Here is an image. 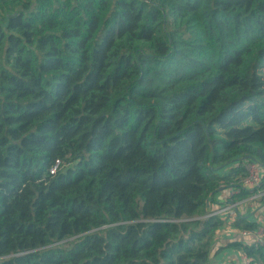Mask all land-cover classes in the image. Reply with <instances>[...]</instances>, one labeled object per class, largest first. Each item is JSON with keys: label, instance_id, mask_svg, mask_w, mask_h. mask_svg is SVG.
Returning <instances> with one entry per match:
<instances>
[{"label": "trees", "instance_id": "16d2710c", "mask_svg": "<svg viewBox=\"0 0 264 264\" xmlns=\"http://www.w3.org/2000/svg\"><path fill=\"white\" fill-rule=\"evenodd\" d=\"M248 162L264 0H0V264H214Z\"/></svg>", "mask_w": 264, "mask_h": 264}, {"label": "crops", "instance_id": "0c3cea01", "mask_svg": "<svg viewBox=\"0 0 264 264\" xmlns=\"http://www.w3.org/2000/svg\"><path fill=\"white\" fill-rule=\"evenodd\" d=\"M236 188L229 187L218 193L212 203L209 206V211L219 206L226 204L227 200L237 205V213L234 219L227 220L222 228L217 231L216 244L213 251L214 264H243L244 256L238 244H242L243 240L240 238L241 232L244 230L235 227V221L237 217L244 218L246 223L255 224V229L262 230L264 232V200L256 206L250 202L251 192L248 197L234 200L233 197L240 194L241 191H237L236 194L231 195Z\"/></svg>", "mask_w": 264, "mask_h": 264}, {"label": "built area", "instance_id": "2783aa9c", "mask_svg": "<svg viewBox=\"0 0 264 264\" xmlns=\"http://www.w3.org/2000/svg\"><path fill=\"white\" fill-rule=\"evenodd\" d=\"M62 167V162L57 161L54 166L51 167L50 174L56 175ZM246 176L238 182V187L231 195L236 194L239 190H246L251 192L250 202L254 203L256 206L264 200V191L261 189L264 180V170L262 166L257 162H248L245 165ZM237 213V205L229 202L227 200L226 204L219 206L215 209L209 211V216H218L224 222L227 220L234 219ZM240 238L243 240L242 244L251 245L256 247L264 248V232L259 229L253 230H243L240 234ZM243 264H252V259L248 256H244Z\"/></svg>", "mask_w": 264, "mask_h": 264}]
</instances>
